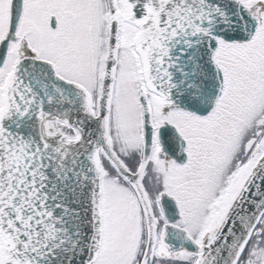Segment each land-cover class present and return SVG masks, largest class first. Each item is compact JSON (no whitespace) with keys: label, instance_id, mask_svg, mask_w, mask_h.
<instances>
[{"label":"snow or ice","instance_id":"1","mask_svg":"<svg viewBox=\"0 0 264 264\" xmlns=\"http://www.w3.org/2000/svg\"><path fill=\"white\" fill-rule=\"evenodd\" d=\"M0 264H264V0H0Z\"/></svg>","mask_w":264,"mask_h":264}]
</instances>
